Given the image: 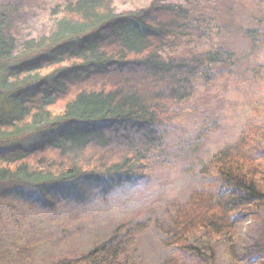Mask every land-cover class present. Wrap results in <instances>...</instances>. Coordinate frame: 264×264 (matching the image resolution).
Segmentation results:
<instances>
[{
	"label": "trees",
	"instance_id": "obj_1",
	"mask_svg": "<svg viewBox=\"0 0 264 264\" xmlns=\"http://www.w3.org/2000/svg\"><path fill=\"white\" fill-rule=\"evenodd\" d=\"M113 1L65 3L53 11L54 32L18 52L0 0V188L21 186L41 200L54 189L78 194L80 180L99 185L145 172L166 144L158 127L181 116L180 104L200 84L235 66L223 45L190 57L162 55L210 37V19L193 15L189 0H152L121 14ZM252 1L264 9V0ZM245 35L264 49V32ZM205 135L198 133L196 147ZM262 137L261 128L245 124L236 144L213 154L201 170L205 188L159 226L166 252L160 264H209L212 247L201 236L227 238L228 255L237 260L236 217L264 207V168L252 153ZM116 239L56 264H130L126 243Z\"/></svg>",
	"mask_w": 264,
	"mask_h": 264
},
{
	"label": "rangeland",
	"instance_id": "obj_2",
	"mask_svg": "<svg viewBox=\"0 0 264 264\" xmlns=\"http://www.w3.org/2000/svg\"><path fill=\"white\" fill-rule=\"evenodd\" d=\"M75 1L2 0L9 8L8 32L18 52L27 40L50 36L55 29L53 11ZM151 1L114 0L113 6L121 14L145 8ZM189 2L193 15L210 19L212 39L165 54L190 57L223 45L234 53L235 66L225 68L213 84H200L193 98L180 104L181 116L165 125L166 144L145 172L99 185L81 183V195L54 189L41 200L21 186L0 188V264H56L81 257L113 236L126 243L130 264H160L166 252L160 245L164 236L159 226L193 190L205 188L201 170L213 154L236 144L245 124L264 134V49H254L245 35L249 29L264 32V9L252 0ZM201 131L206 135L196 147L195 137ZM261 139L252 153L264 168ZM137 182L147 186L148 195L136 190ZM236 218V261L228 255L227 238L199 237L206 249L212 247L209 264H264V207Z\"/></svg>",
	"mask_w": 264,
	"mask_h": 264
},
{
	"label": "bare ground",
	"instance_id": "obj_3",
	"mask_svg": "<svg viewBox=\"0 0 264 264\" xmlns=\"http://www.w3.org/2000/svg\"><path fill=\"white\" fill-rule=\"evenodd\" d=\"M172 1V0H171ZM209 39H212L211 38V36L210 37H208ZM165 52H168V50H163V52H162V55L164 56V57H167V58H169V56H167L166 54H165ZM232 73V72H231ZM158 130L160 131V132H166V129H165V125L163 126H159L158 127ZM81 183H83V181L82 180H80V181H78V182H76L75 184L76 185H79V184H81ZM91 185H93V184H91ZM97 186V185H96Z\"/></svg>",
	"mask_w": 264,
	"mask_h": 264
},
{
	"label": "clouds",
	"instance_id": "obj_4",
	"mask_svg": "<svg viewBox=\"0 0 264 264\" xmlns=\"http://www.w3.org/2000/svg\"><path fill=\"white\" fill-rule=\"evenodd\" d=\"M135 187H136V190H138L139 192H143L145 195L149 194V190L147 186L142 184L141 182H137Z\"/></svg>",
	"mask_w": 264,
	"mask_h": 264
}]
</instances>
